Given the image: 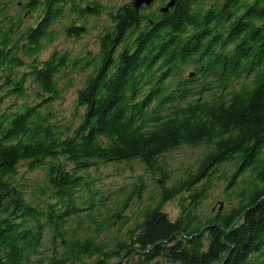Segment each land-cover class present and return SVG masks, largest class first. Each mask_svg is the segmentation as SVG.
Returning <instances> with one entry per match:
<instances>
[{"label": "trees", "instance_id": "16d2710c", "mask_svg": "<svg viewBox=\"0 0 264 264\" xmlns=\"http://www.w3.org/2000/svg\"><path fill=\"white\" fill-rule=\"evenodd\" d=\"M84 2L0 0V264H264V0H179L167 14V0ZM104 14L98 54L39 59ZM92 63L79 122L62 127L53 104L76 86L65 71ZM181 147L202 151L168 185L161 162ZM134 160L159 173L156 201L141 208L142 183L94 189L103 165ZM20 165L42 170L39 184L23 183ZM220 182L229 207L204 217ZM84 210L101 219L94 232Z\"/></svg>", "mask_w": 264, "mask_h": 264}, {"label": "rangeland", "instance_id": "374dc122", "mask_svg": "<svg viewBox=\"0 0 264 264\" xmlns=\"http://www.w3.org/2000/svg\"><path fill=\"white\" fill-rule=\"evenodd\" d=\"M16 1L18 2L21 0ZM86 1H97L104 5H115L116 7L129 4L133 6V0H85L84 3H86ZM166 4L167 2L163 5V7L166 6ZM159 5L160 0H158L153 6L158 7ZM17 11V6H15L13 13H16ZM61 22H68V19L65 18ZM27 23L35 24L34 17L29 18ZM109 24L110 21L105 14L99 21H97L96 18H90L88 34L80 37L78 40L60 37L56 43L46 46V49L41 53L39 59H48L55 50L60 52H70L72 57L80 56L81 58L86 57L89 51L93 54H98V51L100 50L99 38L101 37V27L102 25L107 26ZM55 28L60 29V25H57ZM83 60L86 61L85 58ZM83 60L79 63V66L84 64ZM92 69L93 63L90 64L86 72H79L78 70L73 71V68L71 67L65 71V73L68 74V79L71 77L73 82L76 83V86L64 93L63 98L53 104V109L55 110V121L60 126L68 127L72 126L73 123L77 125L79 122V119L75 116L77 90L82 86L85 76ZM189 72V70H186V74H189ZM201 151L202 149L200 148L181 147L170 152L164 157L160 166H164L165 170L172 179L168 185H171L174 180L178 179L186 168L190 169L193 167L194 159L201 154ZM26 167V165H20L18 169L20 171V176L23 177V183H27L28 185H31V187L36 186L43 178L42 170H34L32 172L28 167ZM93 177L94 178L92 180L94 182V189L105 193V195L112 193V197L121 187H124L127 191L132 189L135 184L142 183L144 185L142 193L144 203L141 208H144L149 203L147 200L150 201L151 196L154 197L155 201L158 197L160 184L156 185L155 180L160 178L159 173H153L151 169H148V167L139 160H134L130 164L103 165L98 172L93 173ZM224 187V182L217 183L213 189L211 197L205 200L201 206L202 216H212L218 212H223L229 207L223 193ZM138 206V202H133L129 213L132 214V212H134V215H136L138 213ZM164 210L169 214L172 220H176L181 212L179 199L168 203L164 207ZM87 214L88 211H82L80 213L79 221L82 223L81 227L85 229L84 233H91L97 229L101 219L95 218V221H90L86 217ZM138 220L139 217H137L134 222ZM73 224L77 227V222H74ZM114 235H118L117 229L114 231Z\"/></svg>", "mask_w": 264, "mask_h": 264}, {"label": "water", "instance_id": "95a60500", "mask_svg": "<svg viewBox=\"0 0 264 264\" xmlns=\"http://www.w3.org/2000/svg\"><path fill=\"white\" fill-rule=\"evenodd\" d=\"M157 0H133L132 4L136 10L141 9L142 7H150L152 6ZM179 0H169L166 6L160 8L159 12L161 14H167L172 8L175 7L176 3Z\"/></svg>", "mask_w": 264, "mask_h": 264}, {"label": "flooded vegetation", "instance_id": "af4514ba", "mask_svg": "<svg viewBox=\"0 0 264 264\" xmlns=\"http://www.w3.org/2000/svg\"><path fill=\"white\" fill-rule=\"evenodd\" d=\"M157 1H158V0H157ZM157 1H156V2H157ZM168 1H169V0H168ZM168 1H167V2H168ZM156 2H155V3H156ZM155 3H154L153 5H155Z\"/></svg>", "mask_w": 264, "mask_h": 264}]
</instances>
